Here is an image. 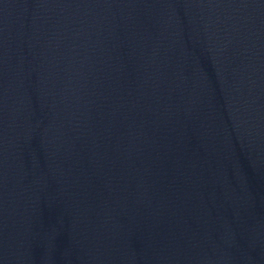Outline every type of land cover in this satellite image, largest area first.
<instances>
[{
  "label": "water",
  "instance_id": "1",
  "mask_svg": "<svg viewBox=\"0 0 264 264\" xmlns=\"http://www.w3.org/2000/svg\"><path fill=\"white\" fill-rule=\"evenodd\" d=\"M0 264H264V0H0Z\"/></svg>",
  "mask_w": 264,
  "mask_h": 264
}]
</instances>
